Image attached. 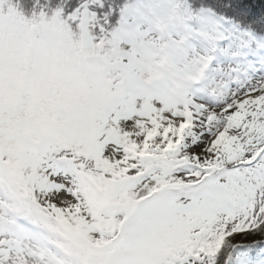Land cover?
Wrapping results in <instances>:
<instances>
[{
  "label": "snow or ice",
  "instance_id": "1",
  "mask_svg": "<svg viewBox=\"0 0 264 264\" xmlns=\"http://www.w3.org/2000/svg\"><path fill=\"white\" fill-rule=\"evenodd\" d=\"M0 264H264V0H0Z\"/></svg>",
  "mask_w": 264,
  "mask_h": 264
}]
</instances>
